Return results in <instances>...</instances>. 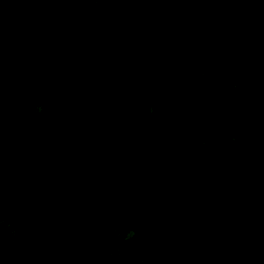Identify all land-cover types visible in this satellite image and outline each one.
Masks as SVG:
<instances>
[{
  "label": "trees",
  "instance_id": "obj_1",
  "mask_svg": "<svg viewBox=\"0 0 264 264\" xmlns=\"http://www.w3.org/2000/svg\"><path fill=\"white\" fill-rule=\"evenodd\" d=\"M193 1L199 9L197 25L161 7L152 12L150 26L159 34L170 33L177 44L190 42L192 54L209 56L224 47L219 26L233 24L235 39L259 49H236L235 58L226 61L228 75L212 68L200 79L214 92L236 87L240 105L252 107L264 96V3L241 0L236 7H226L222 0ZM91 9L90 0L70 3L65 16L74 34L88 29ZM122 25L111 19L107 35L117 55L112 88L122 101H100L92 110L98 86L83 83L93 71L92 57L78 49L70 73L59 82L63 108L75 127L70 130L51 126V104L38 105L29 96L11 98L12 85L41 83L47 69L31 60L53 57L49 47L56 36L49 29L51 40L40 46L36 30L43 28L31 19L4 53L10 26L0 20V167H12L17 157L30 158L19 172L28 217L41 203L69 194L62 211L44 218L42 246L34 254L30 251V264H47L57 255L56 264H113L109 242L116 239L115 225L123 230L145 226L124 247L127 264L142 259L147 264H197L201 246L209 250L205 264H264V190L257 186L264 180V160L248 158L253 146L223 145L219 123L206 134L203 156L195 117L179 137L173 132L175 113L152 115L157 102L149 87L141 79L124 77L129 59L118 50ZM124 100L131 103L125 109L131 108L140 126L130 125L129 118L120 121L118 108L125 115ZM80 153L87 156L78 159ZM219 159L226 161L224 167L217 168ZM172 169L187 181L206 179L193 201L172 178ZM7 209V188L0 182V222ZM7 244V236L0 233V255Z\"/></svg>",
  "mask_w": 264,
  "mask_h": 264
},
{
  "label": "rangeland",
  "instance_id": "obj_2",
  "mask_svg": "<svg viewBox=\"0 0 264 264\" xmlns=\"http://www.w3.org/2000/svg\"><path fill=\"white\" fill-rule=\"evenodd\" d=\"M72 1L0 0V20L8 22L10 26L5 30L6 36L2 45L4 53L14 39L21 37L23 29L20 33V27H24L31 19L37 20L40 28H43L36 30L40 46H46L51 40L49 29L56 36V40L49 47L53 57L31 60L47 69L41 77V83L12 85L11 98L29 96L38 105L51 104L54 112L51 126L74 130L73 121L62 105L59 82L65 74L68 76L70 73L76 51L84 49L92 57L93 71L83 83H93L98 86V92L96 91L95 96L94 94L92 96V110L97 108L100 101L119 105L122 100L113 89L117 79L114 72L117 55L107 37L109 21L117 18L123 24L118 50L129 59L124 77L128 81L141 79L144 85L149 87L152 97L157 102L151 109L152 115L157 117L175 113L173 132H177L179 137L184 135L187 124L195 117L197 128L198 130L200 128L203 134L199 131L202 145L198 150L203 156H205L203 147L208 144L206 134L213 131L216 123H219L221 125L219 134L223 145L253 146L254 152L248 154V158L253 161L264 160V96L246 109L239 103L240 94L236 87L230 92H214L200 79L212 68H217L224 75H228L226 61L235 58L236 49L254 50L259 49L260 46L235 39L234 25L229 24L219 26L224 37L222 51L209 56L194 55L190 50V42L177 44L171 39L170 33L159 34L150 26L152 12L161 7H169L178 12L177 15L190 26L197 25L199 9L193 0H90L92 9L86 16L88 29L82 35H76L71 31L65 16ZM222 1L226 7H236L241 0ZM259 1L264 3V0ZM58 27H62V32L58 33ZM83 83L78 82V88H82ZM125 102L127 104H123L124 109L128 104L131 105L130 102ZM118 109L121 112L120 121L125 117L123 121L129 118V121H132L130 125L140 126L131 108L124 110L125 115L122 109ZM122 122L119 127L124 124ZM78 155V159L87 156L83 153ZM29 160L30 158L17 157L12 167L8 169L0 167V182L6 186L8 192L7 213L0 222V233L7 236L8 244L0 255V264H30V251L34 254V249L42 246L39 230L44 218L53 211H62L63 203L69 197L66 192L56 200L43 202L36 214L28 217L24 210L25 198L21 190L19 172ZM225 165L226 161L219 159L217 168ZM171 176L176 182L184 185L191 201L206 182L203 178L187 181L176 169H172ZM257 186L263 191L264 180L257 182ZM58 200L59 205L56 203ZM144 227L123 230L118 225L114 226L116 239L109 242L112 246L113 264H127L124 247ZM208 253V248L201 246L198 249L197 264H205ZM59 257L60 255L54 256L47 264H56ZM139 264H147L146 259H142Z\"/></svg>",
  "mask_w": 264,
  "mask_h": 264
}]
</instances>
